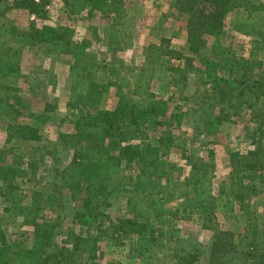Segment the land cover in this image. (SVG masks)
<instances>
[{
	"label": "trees",
	"instance_id": "trees-1",
	"mask_svg": "<svg viewBox=\"0 0 264 264\" xmlns=\"http://www.w3.org/2000/svg\"><path fill=\"white\" fill-rule=\"evenodd\" d=\"M61 1L65 11L71 15H79L86 10L107 11L118 18L124 15L119 0ZM209 1L211 11L203 19L198 20L192 9L188 13V51L191 55H198L200 62L195 70L201 75L203 84L207 83L205 79L216 78L217 69H231V73L236 74V79L237 76L242 78L243 75L250 74L251 83L247 84L246 95L249 94L252 101L244 99L243 102L247 103L246 107L252 118H257L264 110V57L230 60L225 54L227 50L220 43V37L226 33L227 14H234V28L248 33L251 26L254 27L252 13H255L259 21H255L259 24L256 48L264 56V1L254 11L244 9L242 12L238 10L239 0ZM2 2L0 0V8ZM13 5L38 12L43 0H15ZM8 33L6 40L0 38V115L7 116L9 120L6 125V142L13 139L35 142L42 140L40 128L35 123L17 121V118H26L31 122H43L47 118L44 116L41 119L43 114L30 111L28 102L16 95L11 85L3 82L5 79L23 75L24 50L38 43L47 45L49 55H65L69 58L71 85L66 104L73 112L74 135L57 138L52 151L48 147H42L43 153L49 154L51 158L48 185L53 189L47 194V198L52 200L49 204L59 207L60 211L58 210L55 219L51 221H38L35 219V210L41 207L27 208L17 205L19 215L29 213L32 216L25 223L32 227L33 242L27 247L20 241H8L5 232L0 228V264H95L98 258L97 241L101 237L115 245H123L124 240L129 238V257L148 260L157 250L167 245V233L173 226V218L177 213L186 216L198 210L200 214H213L217 200L221 204L220 211L233 210V201L221 196L222 184L218 187L219 196L210 193L211 173L214 170L212 163L192 164L181 177L178 164L168 157L170 149L178 147L174 143L171 129L174 120L179 116L169 111L168 100L157 97L151 90L149 81L153 78L155 66L160 71L156 77L158 80L170 78L171 72L185 79L183 73L192 70L191 57L183 55L185 61L180 68L179 65L171 63V59H162L171 51L146 53L145 61L135 74L132 84L120 83L122 79L117 72L112 73L115 74L113 81L110 78L103 80L100 73L104 66L96 62L93 54L86 51L87 43L78 45L67 41L69 29L64 26L44 25L30 30L10 26ZM206 37H212L213 41L209 53L202 55L200 53L205 47ZM115 39L118 41L116 37ZM240 71L242 74H239ZM104 74L111 72L106 70ZM172 82L176 86L175 90L180 91L178 81ZM111 85L124 87L125 90L119 92L112 107L103 108V97ZM210 90L217 95L228 92L222 91L219 83L210 85ZM128 93L138 99L128 97ZM258 103L259 108L254 109ZM197 111L200 112L198 115ZM185 113H188L185 117L189 116L192 126L208 130L210 124L207 119H202V110L197 107L190 108ZM162 125H167V130L158 133L157 128ZM61 150L67 155L65 159L60 155ZM8 152L0 150V164L4 162ZM248 154L250 159L242 163L240 171H233L236 175L227 181L228 187L242 184L241 180L244 178L264 179L263 173L256 175L261 165L258 152L252 150ZM32 156L25 162L26 170L35 173L39 164L31 159ZM185 157L188 158L187 164H190L191 155ZM12 162L17 166L22 163L17 156H14ZM132 165H135L136 173L133 172ZM126 169L130 171L127 173ZM18 170L13 165H0L2 196H15L17 188L13 179ZM26 170L20 169V176L25 175ZM118 196L125 200L129 215H111L107 211L112 205L110 199ZM171 201L177 203L176 210L165 208ZM7 210L6 208L5 211ZM65 217L70 219L71 224L85 230V234L75 232L70 248L57 242L59 228ZM202 227L212 228L208 222H202ZM248 247L254 259L253 264H264L263 229L253 227ZM212 248L209 247L211 253L208 256L211 264H225ZM191 257L194 259L195 255Z\"/></svg>",
	"mask_w": 264,
	"mask_h": 264
},
{
	"label": "rangeland",
	"instance_id": "rangeland-1",
	"mask_svg": "<svg viewBox=\"0 0 264 264\" xmlns=\"http://www.w3.org/2000/svg\"><path fill=\"white\" fill-rule=\"evenodd\" d=\"M119 1L124 15L118 18L111 12L96 10L71 15L65 11L61 0H43L38 12L22 7L16 8L13 5L15 0H3L0 8V38L6 40L9 37L10 26L20 30L41 28L44 25L64 26L69 29L66 40L78 45L87 43L86 51L93 54L96 62L104 66L100 73L103 80L110 78L113 81L115 74L112 73L117 72L122 79L120 83L130 84L144 63L146 53L157 50L164 53L171 51L162 59H171V63L179 65L180 68L185 61L183 55L191 57L192 70L183 73L185 79L171 72L170 78L158 80L156 77L160 71L155 66L153 78L149 81L151 90L157 97L168 100L169 111L179 116L174 120L171 129L175 138L174 143L178 147L170 149L168 157L178 164L181 177L192 164L212 163L214 170L211 173L210 193L219 196L218 187L222 184L221 196L233 201V210L220 211L221 204L217 200L213 214H200L198 210L186 216L177 213L173 218V226L167 233V245L157 250L148 260L129 257V238L124 240L123 245H115L107 238L101 237L97 241L98 258L94 263L211 264L208 257L211 253L209 247H213L225 264H252L254 259L248 247L252 229L255 227L264 230V179L244 178L240 185L227 186V181L235 178L236 174L233 171L235 169L240 171L242 163L250 159L248 152L252 150L258 152L261 161L256 175L260 172L264 174V110L261 116L252 118L250 110L246 107L247 103L243 102L244 99L252 101L249 94L246 95L247 84L251 83L252 76L245 74L242 78L237 76L236 79V74L231 73V69L227 71L217 69L215 79L204 78L207 83H202L201 75L199 76L195 70L200 65L198 55H191L188 51L186 25L190 9L194 10L198 20L203 19L211 11L209 0ZM263 1L239 0L238 10L254 11ZM252 18V21H258L255 13H252ZM233 19V13L226 15V33L220 37L221 45L227 50L225 54L228 59H248L254 56L263 59V54L256 48L259 24L254 21L252 23L254 27L251 26L249 32L245 33L232 26ZM212 41V37H206L205 47L200 54L209 53ZM68 59L65 55L47 54V45L38 43L24 50L23 75L3 80L5 84L14 88L16 95L28 102L30 111L38 115L43 114L41 119L44 116L47 118L43 122L17 118V121L35 123L40 128L41 141L13 139L6 142V125L9 120L7 116L0 115V150L9 151L0 165H13L19 170H26L25 162L30 155H33L31 159L38 161L39 164L35 173L26 170L27 173L20 176L18 170L13 179L17 188L15 196L6 198L0 194V228L5 232L8 241H20L27 247L32 245L33 239L32 227L25 222H29L32 216L29 213L19 215L17 205L27 208L41 207L35 210V219L38 221H51L60 211L59 207L50 205L52 200L47 198V194L53 189L48 185L51 158L49 154L43 153L42 147H48L49 151H52L57 138L74 135L72 122L74 116L71 114L73 112L66 104L71 85ZM164 65L167 63L164 62ZM106 70L111 74H104ZM239 74H242V71ZM173 80L178 81L180 91L175 90ZM213 83H219L220 89L228 92L213 94L210 90ZM122 90L125 88L111 85L103 97L102 107H112ZM127 95L138 99L131 93ZM259 106L258 103L254 109ZM196 107L203 111L202 119L208 120L210 124L207 125L208 130L195 128L190 124L189 116L185 117L188 113L185 115L184 112ZM199 113L197 111L196 115ZM166 130L167 125L157 128L158 133ZM60 152L62 159H65L67 157L63 153L65 151ZM186 155H191L190 164H187ZM14 156L22 161L19 166L13 164ZM132 169L136 173L135 165H132ZM129 171L126 169L127 173ZM55 196H58L57 193ZM110 200L112 205L107 211L111 215H129L124 199L118 196ZM165 208L173 211L178 207L175 201H171ZM202 222H208L212 228L202 227ZM75 232L85 234L84 228L71 224L70 219L65 217L59 228L57 242L65 248H70ZM191 255H195V258L193 259Z\"/></svg>",
	"mask_w": 264,
	"mask_h": 264
},
{
	"label": "crops",
	"instance_id": "crops-1",
	"mask_svg": "<svg viewBox=\"0 0 264 264\" xmlns=\"http://www.w3.org/2000/svg\"><path fill=\"white\" fill-rule=\"evenodd\" d=\"M254 261H252V264H253Z\"/></svg>",
	"mask_w": 264,
	"mask_h": 264
}]
</instances>
